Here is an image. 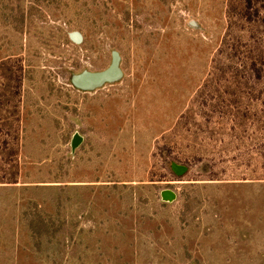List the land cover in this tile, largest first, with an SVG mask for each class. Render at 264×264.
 I'll return each mask as SVG.
<instances>
[{"label": "rangeland", "instance_id": "rangeland-1", "mask_svg": "<svg viewBox=\"0 0 264 264\" xmlns=\"http://www.w3.org/2000/svg\"><path fill=\"white\" fill-rule=\"evenodd\" d=\"M0 264H264V0H0Z\"/></svg>", "mask_w": 264, "mask_h": 264}, {"label": "water", "instance_id": "water-1", "mask_svg": "<svg viewBox=\"0 0 264 264\" xmlns=\"http://www.w3.org/2000/svg\"><path fill=\"white\" fill-rule=\"evenodd\" d=\"M118 76V56L116 53H113L111 63L105 70L98 72L84 71L82 73L76 74L72 77V83L82 88H89L98 85L105 80L117 78ZM81 139L82 138L80 135H78L77 133L74 134L71 141L72 149H74L81 142ZM173 168L177 173H182L186 169L183 165L178 164H174ZM160 195L162 200L169 202L173 201L176 197L175 192L170 189L162 190L160 192Z\"/></svg>", "mask_w": 264, "mask_h": 264}]
</instances>
